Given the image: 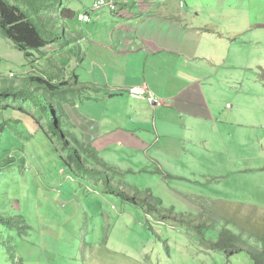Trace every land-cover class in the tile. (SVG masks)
<instances>
[{
    "label": "rangeland",
    "instance_id": "374dc122",
    "mask_svg": "<svg viewBox=\"0 0 264 264\" xmlns=\"http://www.w3.org/2000/svg\"><path fill=\"white\" fill-rule=\"evenodd\" d=\"M96 1L62 0L56 5L52 14L58 19L62 9L73 10L77 18L61 22L65 46L72 43L69 51L47 59L36 52L27 58L20 46L38 47L46 56L59 51L58 45L50 48L42 42L23 11L0 0V20L7 32V37L0 34V219H11L13 225L0 221V264H12L10 247L25 264H254L250 246L264 243V0H248L246 7L238 1L233 9L201 0L205 6L190 13V21L204 24L202 30L211 34H206L203 48L218 52L223 61L217 63L216 92L221 96L215 95L222 101L220 115L189 134L210 144L180 172L187 179L173 173L175 166L181 169L176 158L170 159V178L158 172L152 161L155 149L144 154L121 148L97 151L116 169H105L116 181L130 185L131 192L138 188L160 210L105 195L102 179L86 176L83 164L70 161V152L61 145L64 140L48 125L44 112L16 93L40 92L41 106L58 109L59 124L84 159L103 169L76 144L83 135L71 129L74 123L65 111V99L73 92L78 91L79 104L86 90L96 91L89 86L95 70L93 80L106 88V56L98 54L97 46L81 42L80 35L81 30L95 35L113 29V21L98 14L108 11L117 17L112 12L121 5L110 0L112 8L97 9L89 23L79 21ZM148 87L132 88L130 94L142 97L148 90L140 95L131 91ZM212 130L223 131L217 136ZM111 131H97V137ZM143 136L151 144L158 139L151 124ZM191 220L209 226L206 238L217 240L228 229L249 249L230 259L211 251Z\"/></svg>",
    "mask_w": 264,
    "mask_h": 264
},
{
    "label": "crops",
    "instance_id": "0c3cea01",
    "mask_svg": "<svg viewBox=\"0 0 264 264\" xmlns=\"http://www.w3.org/2000/svg\"><path fill=\"white\" fill-rule=\"evenodd\" d=\"M116 1L121 5L112 12L117 17L108 11L98 14L113 21V29L95 35L81 32V42L87 41L89 47L97 46L98 54L106 56V88L93 80L95 70L90 73L89 81V86L96 89L94 93L92 89L86 90L89 93L85 97L81 94L79 104L75 97L78 91L65 99L69 103L65 107L66 116L74 123L71 129L84 136H79L80 142L91 143L102 153L121 148L144 154L155 149L152 161L164 176H169L170 159L176 158L181 169L175 166L173 173L187 179L180 172L186 171L197 160L196 155L200 156L210 144L188 136L202 124L218 119L222 103L216 97L221 96L216 92V84L220 82L217 63L223 58L218 52L209 53L203 48L206 34L211 35L202 30L204 24L196 26L190 21V13L205 6V2ZM215 1L221 7L233 9L238 1L246 7L248 0ZM145 83L149 85L148 92L142 97L130 94L132 88H141ZM177 118L179 122L173 121ZM150 124L158 134L152 144L151 139L146 141L143 136ZM169 125L173 126L172 130ZM103 129L112 131L97 137V131ZM160 130L171 131L161 135ZM175 130L179 131L174 133ZM212 131L218 136L223 130ZM162 142L167 145L162 147Z\"/></svg>",
    "mask_w": 264,
    "mask_h": 264
},
{
    "label": "trees",
    "instance_id": "16d2710c",
    "mask_svg": "<svg viewBox=\"0 0 264 264\" xmlns=\"http://www.w3.org/2000/svg\"><path fill=\"white\" fill-rule=\"evenodd\" d=\"M4 1L8 5L23 11L26 19L32 24L36 34L38 35V38H40L42 42L46 43L50 48L53 47V45H58L60 49L59 51L51 50L50 53L45 56V54H43L38 47L29 48V46H23L24 47L23 48L20 46L21 51H23L25 57L30 58V56H34L35 55L34 52H36L42 54L41 56L42 58L50 59L53 55L60 56L61 53L69 51L67 49L69 45H71L72 43L68 42L67 46H65L66 44H64V41H65L66 27L63 26L61 22L75 21V18H77V16L76 13L71 9H62L59 13V19L52 14V10L56 7V5L60 4L62 0H4ZM0 34L2 36L7 37L6 28L1 20H0ZM17 45L19 46V43H17ZM31 52H33V54ZM79 52L81 53V51ZM56 79H54L53 81H55ZM25 90L26 89H21L20 91L16 90L17 91L16 93L22 95L23 97H28L29 100L34 105L38 106V108L42 112H44L43 115L48 120V125L58 130V134L61 135L60 138L64 140L63 142H61V145L63 150L70 152V161L76 164L77 163L83 164V166L86 168L84 171L86 176H93V177L95 176L98 177L100 180L102 179L105 184L103 189V193L105 195H112L119 197L123 201L129 202L135 206H141V205L144 206L145 204L147 205V207L150 208L155 207V210H160L157 209V206L152 201V199L145 198L142 192L138 188L133 187L132 188L133 192H131L129 189L130 185L116 181L115 176L109 173V171H116V169L112 166H109L108 164H105L104 160L100 157V155L98 154V152L94 147L88 146L86 143H82L78 139H76L77 141L76 144H79L81 147H83V149L95 159L96 163H99L104 167L102 169L97 165L90 163V160L88 158L84 159L81 150L76 148V146H74L73 143L68 138L67 135L68 131L63 130L61 125L59 124L60 117L58 115V109L51 107L50 104H49L50 108L47 107L43 108L41 106V101L43 100H40L37 96L38 94H40V92L38 91L31 92L32 89H29V94H28L25 92ZM6 91L15 93L14 90L13 91L6 90ZM3 94H6V92L4 91ZM57 120H58V125L56 123ZM73 135L75 136L74 132ZM170 176H166V177L170 178ZM182 215L184 216L185 214ZM167 220L168 219H166V221ZM0 221L9 228H13L11 219H0ZM190 224L194 227V232H197L202 236V244L204 246H206L211 251L225 253L226 255L229 256L228 257L229 259L241 252H244L246 249H249V247L246 246V244H244V241L242 240L241 236H238L237 234H233L228 229L222 230L217 240L211 237L208 239L205 236V231H207L206 229H209V226L205 222L197 223L191 220ZM250 249L251 251L249 253L253 255L254 264H264V243L263 246L252 245L250 246ZM8 250L10 251L12 264H25L24 261H17V257L13 247L8 248Z\"/></svg>",
    "mask_w": 264,
    "mask_h": 264
},
{
    "label": "built area",
    "instance_id": "2783aa9c",
    "mask_svg": "<svg viewBox=\"0 0 264 264\" xmlns=\"http://www.w3.org/2000/svg\"><path fill=\"white\" fill-rule=\"evenodd\" d=\"M106 6L109 9L112 8V5L109 2H107L106 0H97L96 3L93 6V11H97V7L100 9L101 7H106ZM81 20L86 22V21L89 20V17L84 16L83 18H81ZM146 91H147V88H144V89H141L139 91H135L134 94L140 95V94H143Z\"/></svg>",
    "mask_w": 264,
    "mask_h": 264
},
{
    "label": "clouds",
    "instance_id": "9594fccd",
    "mask_svg": "<svg viewBox=\"0 0 264 264\" xmlns=\"http://www.w3.org/2000/svg\"><path fill=\"white\" fill-rule=\"evenodd\" d=\"M95 3H96V2H95ZM95 3H94V4H95ZM94 4H93V6H94ZM93 6L91 7L90 12H87V13L84 15V16L89 17V20L86 21V23H89V22H90V20H91V14H96V13H97L96 11H93ZM84 16L80 15V17L78 18L79 21H81V22H85V21L81 20V18H83Z\"/></svg>",
    "mask_w": 264,
    "mask_h": 264
},
{
    "label": "bare ground",
    "instance_id": "6f19581e",
    "mask_svg": "<svg viewBox=\"0 0 264 264\" xmlns=\"http://www.w3.org/2000/svg\"><path fill=\"white\" fill-rule=\"evenodd\" d=\"M107 2H109L110 4H111V2H110V0H106ZM107 7V6H106ZM101 8H105V7H101ZM97 9H99L98 7H97ZM139 90H141V89H134V90H132L131 92H135V91H139Z\"/></svg>",
    "mask_w": 264,
    "mask_h": 264
},
{
    "label": "water",
    "instance_id": "95a60500",
    "mask_svg": "<svg viewBox=\"0 0 264 264\" xmlns=\"http://www.w3.org/2000/svg\"><path fill=\"white\" fill-rule=\"evenodd\" d=\"M64 136V135H63Z\"/></svg>",
    "mask_w": 264,
    "mask_h": 264
}]
</instances>
